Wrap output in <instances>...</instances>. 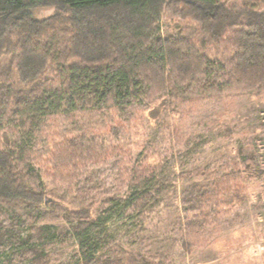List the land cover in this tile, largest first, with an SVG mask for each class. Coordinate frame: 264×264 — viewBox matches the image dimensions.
<instances>
[{"label":"trees","instance_id":"1","mask_svg":"<svg viewBox=\"0 0 264 264\" xmlns=\"http://www.w3.org/2000/svg\"><path fill=\"white\" fill-rule=\"evenodd\" d=\"M254 2L0 0V55L13 56L24 86L46 82V105L43 96L37 98L45 114L60 109L61 102L68 96L72 100L82 89L99 105H107L112 116L102 127L55 139L46 157L35 163L36 158L28 147L20 146V140L5 143L4 133L9 131L14 109L12 100L1 101L0 256L8 249L14 255L24 247L22 236L26 233L33 239H53L56 222L64 219L70 224L81 258L86 264H100L98 253L106 242L99 230L114 215H146L153 201L154 181L165 169L164 151L147 138L143 117L158 118L174 106L173 123L178 126L182 118L196 111L198 97L209 87V79L218 75V65L224 68L222 86L226 91L264 96V6L258 8V0ZM41 8H53L55 13L50 18H37L35 11ZM164 18L178 19V26L191 22L196 33L187 37L179 27L173 33ZM63 37L67 58L72 60L65 89L51 54L52 45ZM215 43L224 50L209 54ZM212 91L224 89L208 88L206 92ZM127 110L134 114L128 118L120 114ZM11 136L10 131L7 140ZM175 137L181 141L184 131ZM100 160L115 164L116 179L126 194L107 199V206H100L103 213L97 214L98 204H84L76 194ZM232 162L231 167H221L210 177L211 188L204 200L188 209H196L204 221L210 220L211 214L229 213L236 204L238 197L230 196L229 191L239 179L236 173L249 172L246 163L250 161ZM224 169L232 171L222 181ZM46 177L53 179L51 186L45 184ZM187 226L188 234L194 232L190 231L192 222ZM115 251L119 252L111 249L110 254ZM134 254L126 252L105 264H151L144 257L136 260ZM45 261L41 256L34 264Z\"/></svg>","mask_w":264,"mask_h":264},{"label":"rangeland","instance_id":"2","mask_svg":"<svg viewBox=\"0 0 264 264\" xmlns=\"http://www.w3.org/2000/svg\"><path fill=\"white\" fill-rule=\"evenodd\" d=\"M258 2V8L264 6V0ZM250 3L255 4L254 0ZM54 13L53 8H41L35 11V16L46 19ZM164 22L173 33L179 28L187 37L196 33L197 27L191 22L183 21L180 26L178 19L164 18ZM63 39L52 45L51 54L65 89L69 84L67 68L72 60L67 58V43ZM222 46L215 43L209 54L224 50ZM223 69L218 65V75L212 76L207 83L209 87L203 88L196 111L182 118L178 126L173 123L174 106H169L158 118L143 117L147 138L164 151L165 169L154 181L153 201L146 215H114L99 230L106 242L98 253L100 264L113 262L126 252L135 253L139 261L144 257L151 264H264V96L256 97L250 91H226L222 86ZM208 88L224 91L208 94ZM46 89L43 80L24 86L13 56L0 55V104L3 99H10L14 109L4 140L7 145L20 140V146L28 147L36 158L35 163L46 157L55 139L69 132L102 127L112 120L109 107L99 105L82 89L72 100L68 96L67 101L61 102L60 109L53 108L46 115L42 107ZM41 96L43 105L37 102ZM130 113L127 110L120 114L124 117L134 114ZM10 131L14 136L7 140ZM182 131L184 137L178 142L175 136ZM232 161H250V165L246 163L249 172L236 173L239 179L229 191L230 196L238 197L236 204L229 213L211 214L210 220L204 221L196 215V209H188L204 200L211 188L210 177L221 167H231ZM114 165L96 161L88 177L77 187L80 201L98 204L97 214L103 213L100 206L106 207L107 199L126 194L116 179ZM229 171L232 170H223L222 181ZM44 180L48 186L53 183L51 178ZM224 206L222 203L220 208L223 210ZM189 221L193 224L191 234H188ZM56 226L53 239H33L25 232L22 237L26 245L14 255L12 250L5 251L0 264H34L35 258L41 256L46 257L44 264H86L69 222L61 219ZM25 249L31 253H25ZM111 249L119 252L110 254Z\"/></svg>","mask_w":264,"mask_h":264}]
</instances>
